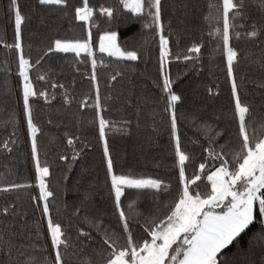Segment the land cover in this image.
<instances>
[{
    "label": "snow or ice",
    "instance_id": "snow-or-ice-1",
    "mask_svg": "<svg viewBox=\"0 0 264 264\" xmlns=\"http://www.w3.org/2000/svg\"><path fill=\"white\" fill-rule=\"evenodd\" d=\"M38 4L59 9L65 16L70 15L72 20L81 22L86 35L83 39L57 38L33 59L24 50L26 15L22 12L20 0H8L6 14L12 27V40L0 39V50H10L16 57L15 75L22 105L17 116L0 120V127L13 128L9 137L0 141V152L9 155L14 152L18 145L16 126L23 121L30 144L35 184L16 181L0 184V194L7 196L38 188V195L30 199L39 212V219L28 223L26 212L17 203L18 197L0 205V264H226L220 257L256 222L262 227L258 234H254V239L264 241V104L259 106L256 114V106L245 95L247 84H251L264 101V0H207V14L202 16L209 26L208 36L217 41L215 48L221 50L225 57L231 129L221 126L220 116L204 119L197 109H190L188 115H178L183 97L174 90L168 69L173 53L168 31L171 21L165 22V0H117L113 4L107 0L95 3L92 0H76V3L73 0H38ZM122 10L143 19V29L151 30L158 38L160 79L155 86L160 89L164 101L163 112L167 118L179 185L174 201L164 205L168 211L162 217L158 214L160 201L157 198L169 194L170 183L160 178L115 172L107 139L111 122L102 114L105 108L101 102L97 68L98 65H107L97 57V52L126 62L142 58L137 50L122 48L117 43V33L112 30L100 35L98 45L93 47V29L99 27L97 21L112 24ZM233 41L248 42L259 52L250 56ZM204 47L202 40L195 41L183 55L176 54L174 60L186 65L192 62L196 68ZM53 54H72L77 61L73 65L77 73L80 72L79 63L87 61L90 65V71L81 75L88 81L91 92L78 107L80 110L91 107L95 111L110 182L114 222L88 213L81 217L83 206L88 202L86 196L80 206L74 207L67 223L53 218L51 202L56 194L48 180L50 166L40 159L37 134L41 129L35 122L33 101L43 100L46 105H51L57 99L56 90H63L62 104L70 106L74 97L69 89L76 83L74 79L65 84L53 78L58 66L49 65L45 69L48 58ZM242 62H245L243 74L240 70ZM6 64V61L0 63V69L10 76L13 69ZM248 68L259 75L253 78L247 72ZM40 69L44 72L38 71ZM34 71L37 72L35 77L31 75ZM121 75L120 72L111 75L109 83ZM38 82H43L46 87H37ZM208 94L219 95L211 88ZM127 103L135 106L131 97ZM181 119L189 120L199 132L191 141L194 149L201 152L198 165L193 154L187 152L182 144ZM130 125L131 121H124L125 134ZM221 140L224 142L220 143ZM66 144L72 149L71 161L75 163L79 159L80 137L67 135ZM58 158L69 160L64 154ZM190 162L194 165L191 174L187 172ZM201 183L205 184L203 192ZM148 194L153 197V203L147 214L137 212L135 217L130 216L125 201L131 199L128 208L134 205L142 207L132 198ZM78 217L80 219L74 223ZM137 229L141 230L139 236ZM82 256L85 258L81 259Z\"/></svg>",
    "mask_w": 264,
    "mask_h": 264
},
{
    "label": "trees",
    "instance_id": "trees-1",
    "mask_svg": "<svg viewBox=\"0 0 264 264\" xmlns=\"http://www.w3.org/2000/svg\"><path fill=\"white\" fill-rule=\"evenodd\" d=\"M92 2L95 3L97 0ZM116 2L117 0H107L110 4ZM7 3L8 0H0V39L6 37L11 42L12 27L6 14ZM73 3H76V0H73ZM20 4L23 14L26 15L23 26L24 50L33 59L57 38L83 39L86 35L81 22L72 20L70 15L65 16L59 9L42 7L38 0H20ZM206 4L207 0H165V22L171 21V29L168 31L171 33L170 47L173 53V61L168 65V69L174 81V90L183 97L178 115H188L190 109H197L204 119L220 116L221 126L231 129L229 121L232 112L230 88L225 73V57L221 50L215 48L217 41L207 34L209 26L202 19V16L207 14ZM97 23L99 27L93 29L94 48L97 46L99 36L107 30H112L117 33V43L122 48L137 50L142 56L139 61L126 62L97 52V57L102 58L107 65V67L98 65L97 68L101 102L105 108L102 114L111 122L107 139L115 172L133 174L137 177L160 178L170 183L169 194L157 198L160 201L158 214L162 217L168 211L164 205H170L174 201L179 185L167 118L163 112L164 101L160 89L155 86L160 79L158 38L151 30L143 29L145 23L143 19H137L127 10H122V14L112 24L99 21ZM200 40L204 42L205 47L196 68H193L192 62L186 65L182 61L174 60L176 54L183 55L187 47ZM233 43L250 56L259 52L248 42ZM5 61L7 62L5 66L10 64L13 73L9 76L0 69V120L17 116L22 105V100L19 99L18 79L15 75L16 57L10 50L2 49L0 63ZM244 63L240 65L241 74L245 70ZM75 64L77 61L72 54H53L45 64V69L49 65L58 66L57 73L52 75L60 82L70 84L73 79L76 81L74 88L69 89L74 97L70 106L62 104L63 90H56L57 99L52 101L51 105H46L43 100L33 101L35 122L41 129L37 134L40 159L42 163L46 161L50 166L48 180L56 194L51 202L53 218L67 223V218L72 214L74 207L80 206L82 198L86 196L88 202L83 206L81 217L88 213L114 222L110 182L103 147L99 140L95 111L91 107L84 110L78 107L80 101L91 92L88 81L81 75L90 71V65L87 61L79 63L80 72L77 73L73 68ZM38 71L44 72V69ZM116 72L122 75L109 83L110 76ZM247 72L253 78L259 75L252 73L251 68H248ZM31 75L35 77L37 72H31ZM37 87L43 88L46 85L38 82ZM209 88L219 95L209 96ZM245 95L248 100L253 101L258 114L259 106L264 104L259 91L251 84H247ZM129 97L134 99L135 106H128ZM49 120L52 121L51 124L48 123ZM124 121H131L127 134ZM12 130V127L7 129L0 127V141L7 139ZM180 133L185 150L193 154L195 164L198 165L201 152L198 148L194 149L191 143L199 135L197 127L189 120L181 119ZM16 134L18 145L14 152L10 155L0 152V184L13 181L35 184L34 165L23 121L16 126ZM67 135L80 137L77 148L79 159L75 163L71 161L72 149L66 144ZM61 154L67 155L69 160H59ZM193 169V163H188L187 172L191 174ZM200 190L205 191L204 183L200 184ZM33 195H38V188L25 189L7 196L0 194V205L18 197L19 207L26 212L28 223L32 224L39 219V212L30 199ZM132 199L143 205L128 208L131 199L125 201L126 211L132 217H135L137 212L147 214V209L153 203L151 194ZM79 219L80 217L76 218L74 223ZM261 227L259 222L250 226L246 234L229 246L220 259L225 260L226 264H264V241L254 239V234H258ZM136 234L139 236L141 230L137 229ZM84 258L85 256L81 257Z\"/></svg>",
    "mask_w": 264,
    "mask_h": 264
},
{
    "label": "rangeland",
    "instance_id": "rangeland-1",
    "mask_svg": "<svg viewBox=\"0 0 264 264\" xmlns=\"http://www.w3.org/2000/svg\"><path fill=\"white\" fill-rule=\"evenodd\" d=\"M97 45H98V43H97Z\"/></svg>",
    "mask_w": 264,
    "mask_h": 264
}]
</instances>
